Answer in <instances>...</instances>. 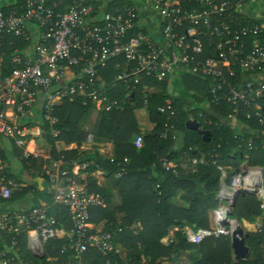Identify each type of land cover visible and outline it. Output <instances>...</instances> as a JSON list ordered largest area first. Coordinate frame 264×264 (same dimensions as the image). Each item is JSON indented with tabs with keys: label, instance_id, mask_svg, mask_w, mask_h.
Listing matches in <instances>:
<instances>
[{
	"label": "built area",
	"instance_id": "built-area-1",
	"mask_svg": "<svg viewBox=\"0 0 264 264\" xmlns=\"http://www.w3.org/2000/svg\"><path fill=\"white\" fill-rule=\"evenodd\" d=\"M120 1L122 4L111 11L98 6L95 10L94 0H72L63 12L59 11L64 6L62 0H22L18 8L7 13L0 6V47L6 36L28 43L30 26L40 32L31 57L14 50L11 63L15 68L7 76L2 75L0 56V138L21 150L23 157L46 156L50 160L46 178L53 188L52 203L55 208H65L72 223V228L65 230L55 215L42 206L17 213H4L0 208V264H35L22 260L21 236H25L28 253L35 259L45 260L46 264H56L46 247L60 238L69 241L71 252L63 264H84L83 256L90 250L117 253L116 233L92 232L90 225L91 210L104 205L102 195L87 189L78 179L75 168H68L70 163L57 148L59 130L53 128L58 125L55 110L64 100L81 99L83 106L89 103L103 112L121 111L122 107L112 101L109 94L122 85L138 89L146 109L154 87L143 81L170 83L176 73L179 80L187 75L207 79L211 103L228 108V112L221 115V121L207 120L199 112L197 118L203 120L204 126L233 131V125L224 122L257 121L264 127V0H194L199 9L190 10L183 8L184 0ZM255 4L259 8L261 5L262 12L256 10L259 8ZM147 10L158 21L152 33H144L140 28ZM203 39L207 40L211 51L210 57L205 59ZM113 60H121L116 64L119 73L111 82L100 80L99 71ZM173 97L175 95L157 109L159 114L168 115L167 120L174 117ZM34 105L40 108L41 122L50 128L57 154L54 160L35 142L34 128L21 122ZM188 110H195L194 104ZM191 120L195 119H188ZM173 131L172 126L165 124L161 137ZM233 138L241 141L243 136L234 133ZM256 138L257 131L248 135V151L255 149ZM30 144L31 149H28ZM133 145L141 148L142 138L136 137ZM219 149L217 145L206 162L193 160L191 166L211 165L224 180L226 170L217 163ZM164 166L166 172L176 174V166L166 161ZM238 169L239 174L233 173L230 185L223 184L216 196L218 207L212 212L213 229H182L188 244L230 238L234 231L231 222H235L230 217L235 192L253 189L259 208L264 212V168L245 164ZM13 187L11 179L0 175L1 204L10 199ZM261 230V225L255 226L257 233ZM170 242L167 238L161 240L165 246ZM261 253L264 261V245ZM163 261L167 263V259Z\"/></svg>",
	"mask_w": 264,
	"mask_h": 264
},
{
	"label": "trees",
	"instance_id": "trees-1",
	"mask_svg": "<svg viewBox=\"0 0 264 264\" xmlns=\"http://www.w3.org/2000/svg\"><path fill=\"white\" fill-rule=\"evenodd\" d=\"M62 1L64 6L59 9L60 12H63L65 7L72 2V0ZM184 1L183 8L185 10L199 9V5L194 0ZM9 3L14 4L9 5ZM21 4L22 0H3L0 6H2V11L7 13L12 8H18ZM121 4V1L114 2L108 7V10L111 11L114 6ZM92 5L95 10H98V5L95 2ZM143 32L146 33L145 30ZM203 44L205 48L203 58L205 59L210 57L211 51L207 48L206 39H203ZM25 47H27V43L22 39L12 36L4 38L0 47L3 76L9 75L15 68L11 63L14 50L21 51ZM119 62L121 60L109 62L105 69L99 71V79L106 82L113 81L119 73L116 69V64ZM143 82L154 87V93L148 96V105L145 109L150 122L155 125L153 132L143 134L134 118L133 111L144 108L138 89L132 90L122 85L110 93L109 98L116 101L124 110L103 112L99 132L103 139L110 140L115 145L113 171L125 172V178L121 182L123 201L118 210L124 216L120 224L112 222L105 231L116 233L114 243L120 244L128 251V255L125 259H121L119 254L115 252L101 253L90 250L83 256L84 264H165L164 259H167L166 264H172L180 254H189L192 260L191 264H264L261 258V246L264 245V220L261 224V233L256 231L246 233L245 245L250 249V255L246 260H233L229 237L207 239L199 245H191L185 241L182 229L186 226L196 229H213L212 212L218 207L216 196L219 191L221 174L213 166L204 163L198 164L192 172L188 166L182 165V161L178 160L179 157L173 159L171 156L175 154H169V151L175 146L174 136L168 133L165 138L161 137L165 124L172 126L175 131H179L183 135L180 141L181 152L186 154L189 159L198 158L202 162H206L212 150L219 145L217 163L226 169V177L223 183L229 186L234 171L242 163L249 167L264 168V148L263 144L260 143V139L264 136V127H260L257 121L247 123L258 132L260 138L254 139L255 149L248 151L246 147L247 135L243 136V141L235 140L231 131L225 128L217 129L214 126H204L203 120L197 118V114L201 112L207 120L214 121V118L206 113V109L199 108L200 104L204 102H208L213 112H219L220 115L228 112V108L224 104L211 103L207 79L183 76L181 79L183 87L180 92L188 95L187 98H190L191 101L189 103L187 100L190 99L182 100L181 96L173 97L174 117L170 120H167L168 115H161L157 112L159 107L164 106L165 100L171 98L168 83H156L152 80H144ZM193 104L195 110H198L188 112L190 105ZM91 106L89 103L87 106H83L82 100L76 99L73 102L64 100L56 107L55 115L58 118V125L53 128L61 131L64 140L67 143L76 144L77 148H79L80 141L84 136L78 132L75 126L79 118ZM190 118L197 120L200 127L211 133L208 142H204L199 134L186 127V122ZM27 119L29 118L24 117L22 119L23 125L28 128L35 126ZM40 128L43 131L42 138L45 141L43 148L49 152L51 159L54 160L57 154L50 128L42 122ZM64 129L67 132H64ZM138 136L142 138V146L139 149L133 145ZM1 142L0 140V144ZM12 149L11 154L6 156L4 150L0 148V161L10 163L13 160H18L22 166V171H24V166H27L26 169L36 168L37 159L30 156L23 157V152L14 146ZM62 154L66 162H70L76 156L75 151H66ZM124 158L127 159V163L122 162ZM164 161L176 162V174L165 171ZM68 168H71V164L68 165ZM0 175H5L16 183L22 181V174L9 176L4 168H0ZM197 183H204L202 192L198 190ZM87 189L91 191L88 186ZM16 194L19 195V192L12 191L9 200L12 201ZM97 208L99 207L94 209ZM232 213L239 225L250 224L255 218L262 215L256 197L246 192L239 193ZM54 215L65 230L72 228L70 214L65 208H56ZM135 224H139V228L135 229ZM173 228H177L173 240L167 246L161 244V240L166 238L168 231ZM118 229L120 230L119 233H117ZM46 250L56 264H63L71 255L69 241L66 238L50 242ZM23 259L35 264H46L45 260H38L33 257L24 258V255Z\"/></svg>",
	"mask_w": 264,
	"mask_h": 264
},
{
	"label": "crops",
	"instance_id": "crops-1",
	"mask_svg": "<svg viewBox=\"0 0 264 264\" xmlns=\"http://www.w3.org/2000/svg\"><path fill=\"white\" fill-rule=\"evenodd\" d=\"M117 1L120 0H94V2L97 3L98 7H100L101 9L110 7L114 2ZM257 7L259 8L258 5H256V8ZM261 8L262 7L260 5V8L256 10H258V12H262ZM157 22L158 21L156 16H152L151 13L147 10L143 13L140 22V28L145 30L147 33H152L157 25ZM29 34L31 38L27 43V47H25L21 51L19 50L18 52L22 56L26 57H31V55L33 54V46L38 41L40 32L35 26H30ZM178 76L179 74H173L171 82L168 83L169 93L171 95H175V97L181 96L182 100L190 99L187 98L188 95H184L183 92L181 94L180 91L183 87V84L181 80H179ZM187 101H189L190 103L191 99ZM199 108L206 109L207 114L212 116V118H214L215 120L221 121V115L219 114V112H213L210 104H208L207 102L200 104ZM133 115L143 134H151L153 132L155 125L150 122L149 115L146 110H144V108L134 110ZM26 117L29 118L27 119L29 122L35 125L32 127L34 128L32 134L35 136V142L39 147H45V141L42 138L43 135L38 134V131L42 132L40 128L41 114L39 106L34 105L30 109V113ZM102 117L103 111H100L97 108L91 106V108L79 118L75 128L84 136V138L80 141L81 143L79 148H77L76 144L67 143L64 140L61 131H59V136L56 140L57 148L60 151L76 152L75 158L69 162L71 164V168H75V171L78 174V179L82 183H85L91 191L101 194L104 199L103 207L93 209L90 212V225L92 228V232L105 231L112 222H114L115 224H120L124 216L118 210L121 207L123 201L121 182L125 178V172L123 173V175L119 176V174H122L123 171H113L114 168L112 164L115 157V145L112 141L103 139L99 135ZM224 123L226 125H233L234 128L233 131H231L233 134L237 133L242 136H248L252 131L255 132L253 127H251L244 121H226ZM64 132H67V130L64 129ZM171 134L174 136L175 146L169 151V154H175L171 156L173 159L179 157L178 160L182 161V165L188 166V169L194 172V170L192 169L196 166H191V161L201 160H199L198 158L189 159L187 158L186 154L181 152L180 141L182 140V133L174 130ZM0 140L2 141L0 144V148L4 150L6 156L10 155L11 151L13 150L11 142L3 139ZM260 143L264 144V136L260 139ZM31 146L32 144H30L28 149H31ZM37 160L38 161L36 168L26 169L27 166H24V171H22V166L18 160H13L10 163L8 161H0V168H4L9 176L22 174V181L17 183L14 182L15 187L12 188V191H16V193L19 192V195L16 194V196L13 197L12 201L9 200L8 202H3L2 204L0 202V208L4 213L28 211L33 207L42 206L46 207L50 211V213L54 214L56 208L52 203L53 188L46 178V174L50 171V160L47 159L46 156H41ZM122 162L127 163V159L124 158ZM169 163L177 167L175 161H171ZM243 165H245V163H242L240 166ZM227 170H229V168H227ZM223 184V178H221L220 176L219 191ZM197 186L198 190L202 192L204 189V183H197ZM255 220H260L262 224V221L264 220V212L260 217L255 218ZM243 224H245L243 227L249 228L248 223ZM257 225H251V227H254L252 231H255V226ZM134 227H136L135 229L139 228V224H135ZM212 227H214V225ZM185 228H189V226H186ZM176 231L177 228L170 229L166 238L172 241ZM115 247L120 258L125 259L128 255V251L125 250L120 244H115ZM19 250L22 260H24L23 255L24 258L32 257L27 251L25 236H21L19 240ZM232 258L234 259L233 255ZM191 261L192 260L190 255L184 254L172 264H191ZM24 262L28 261L24 260Z\"/></svg>",
	"mask_w": 264,
	"mask_h": 264
},
{
	"label": "water",
	"instance_id": "water-1",
	"mask_svg": "<svg viewBox=\"0 0 264 264\" xmlns=\"http://www.w3.org/2000/svg\"><path fill=\"white\" fill-rule=\"evenodd\" d=\"M186 127L189 130H192L197 134H199L204 142L209 141L211 137V133L208 130L201 129L199 123L196 122L195 120L187 121ZM239 172L240 170L238 168L234 171L235 174H239ZM245 192L251 195L255 194V191L253 189H248ZM238 195L239 192H235L233 194V204H232L233 208ZM236 224H237V230L233 231L230 236V247H231L232 255L237 261L246 260L250 255V249L245 245V240H244L247 237V235L237 222Z\"/></svg>",
	"mask_w": 264,
	"mask_h": 264
},
{
	"label": "rangeland",
	"instance_id": "rangeland-1",
	"mask_svg": "<svg viewBox=\"0 0 264 264\" xmlns=\"http://www.w3.org/2000/svg\"><path fill=\"white\" fill-rule=\"evenodd\" d=\"M6 3V2H5ZM145 110V109H144ZM228 187V186H227ZM230 217H231V219H233V220H235V218H234V215H233V213L230 215ZM239 224V223H238ZM257 224H261V221L260 220H253L252 221V223H250L249 224V228H245V227H243L245 224H240V226H241V228L242 229H244V232L245 233H248V232H251L252 230H253V228L254 227H251V225H257ZM182 255L180 254V256H178L176 259H175V262H176V260L179 258V257H181ZM233 260H235V261H237L235 258L233 259Z\"/></svg>",
	"mask_w": 264,
	"mask_h": 264
},
{
	"label": "bare ground",
	"instance_id": "bare-ground-1",
	"mask_svg": "<svg viewBox=\"0 0 264 264\" xmlns=\"http://www.w3.org/2000/svg\"><path fill=\"white\" fill-rule=\"evenodd\" d=\"M231 226H232V228L234 229V231L237 230V225H236L235 222H231Z\"/></svg>",
	"mask_w": 264,
	"mask_h": 264
}]
</instances>
